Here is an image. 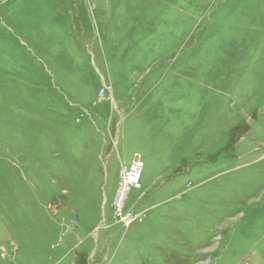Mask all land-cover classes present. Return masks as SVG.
<instances>
[{
    "label": "rangeland",
    "instance_id": "rangeland-1",
    "mask_svg": "<svg viewBox=\"0 0 264 264\" xmlns=\"http://www.w3.org/2000/svg\"><path fill=\"white\" fill-rule=\"evenodd\" d=\"M0 264H264V0H0Z\"/></svg>",
    "mask_w": 264,
    "mask_h": 264
},
{
    "label": "built area",
    "instance_id": "built-area-1",
    "mask_svg": "<svg viewBox=\"0 0 264 264\" xmlns=\"http://www.w3.org/2000/svg\"><path fill=\"white\" fill-rule=\"evenodd\" d=\"M144 164L140 161H135L129 168L122 170V181L120 185V190L118 193L116 205L118 208L122 209L124 202L131 190L135 188V186L139 187V180H141L143 173ZM134 218L131 216L125 220V223L129 225L133 222Z\"/></svg>",
    "mask_w": 264,
    "mask_h": 264
},
{
    "label": "bare ground",
    "instance_id": "bare-ground-1",
    "mask_svg": "<svg viewBox=\"0 0 264 264\" xmlns=\"http://www.w3.org/2000/svg\"><path fill=\"white\" fill-rule=\"evenodd\" d=\"M140 181V180H139ZM138 183H140V182H138ZM136 188H138L137 186H135Z\"/></svg>",
    "mask_w": 264,
    "mask_h": 264
}]
</instances>
